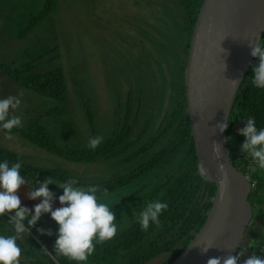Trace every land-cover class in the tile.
<instances>
[{"label":"trees","instance_id":"obj_1","mask_svg":"<svg viewBox=\"0 0 264 264\" xmlns=\"http://www.w3.org/2000/svg\"><path fill=\"white\" fill-rule=\"evenodd\" d=\"M174 1L180 15L178 26L182 58L171 109L162 117L158 127L148 134L154 116L147 113L140 119L139 106L132 114L133 98L129 91L124 105L117 99L113 124L110 130L101 134L95 122L91 93L88 89L79 88L76 106L79 104L77 108L90 127V133L84 142L72 115L65 70L60 61H57L60 52L56 50L60 46L49 44L48 38L58 41L60 35L53 33L46 37L48 41L34 40L38 36L39 26L43 29L51 25L52 18L49 17L56 16L60 1L0 0V49L5 44L6 36L23 40L24 43L20 53H12L9 63L4 59L5 56L0 55V70L18 85L19 90L24 92L25 89L38 95L35 106L24 103V116L21 119L23 126L12 129L11 134L24 140L25 144H33L63 158L65 162L87 164L111 160L120 167L110 177L92 179L73 174L71 169L64 168L59 162L50 166L37 165L2 145L0 162L7 160L11 166L12 163L21 161V175L35 187H39L38 181L50 176L53 183L48 187L57 198L63 194V190L56 184L70 178L77 180L78 187L99 186V202L106 197L113 200L114 193L151 171H165L162 180L141 195L142 201L129 206L124 212L120 209L131 202L143 188L134 190L109 206L116 213L117 233L105 242H94L95 251L85 262L73 261L54 253L57 238L55 232H58L59 225L51 218L50 213L42 214L36 225L30 229L25 221V227L32 234H16L13 225L8 221L10 216L6 213L0 216V235L19 236L17 243L22 249L20 264H57L55 260L60 264H149L151 261L154 264H169L202 226L212 202L215 185L198 172L184 84L189 40L202 0ZM53 59L54 63L48 64ZM256 63L258 58L254 57L236 93L225 131L230 161L245 174L252 185L249 192L252 218L241 239V242H246L243 249L247 251V257L255 252L264 259V169L257 168L256 172L249 170L252 161L250 156L240 151L245 137L238 131L245 126V119L248 117L255 119L258 129L264 128V89L251 83L252 65ZM74 83L80 85L76 80ZM0 130L7 132L2 128ZM96 136H102L103 142L92 150L88 147V142ZM157 200L167 203L168 208L160 215L159 226L150 222L148 230L144 231L139 223V214L149 202ZM118 210L120 211L117 213ZM9 213L14 215L13 212ZM37 228L51 229L52 235L42 234Z\"/></svg>","mask_w":264,"mask_h":264},{"label":"rangeland","instance_id":"obj_2","mask_svg":"<svg viewBox=\"0 0 264 264\" xmlns=\"http://www.w3.org/2000/svg\"><path fill=\"white\" fill-rule=\"evenodd\" d=\"M59 1L56 16L49 17L52 18L51 25L43 29L39 26L38 36H35L34 40L49 39L50 45L60 46L59 50H56L60 52L56 60L60 61L65 70L72 115L80 129L82 141L85 142L87 139L90 127L77 108L79 104L76 106L79 88L88 89L91 93L95 122L101 134L110 130L113 124L117 99L124 105L129 91L132 92L133 98L132 114L138 106L140 119H143L147 113L153 114L154 122L148 134L153 132L172 107V97L180 77L182 43L178 26L180 15L176 2L174 0ZM53 33L60 35L58 41L46 38ZM4 43L0 55L5 56L4 59L9 63L12 53H20L24 43L23 40L9 36H6ZM54 61L55 59L48 64ZM74 80L80 85L75 84ZM19 91L18 85L0 70V98L17 95ZM23 93L24 95L20 97L21 104L15 110V114L21 119L24 116V103L28 102L35 106L38 101V95L25 89ZM24 142L15 135L0 130V145L8 147L37 165L50 166L59 162L64 168L71 169L73 174L85 175L92 179L110 177L120 167L111 160L87 164L65 162L55 154ZM164 173L165 171H151L114 193L113 200L106 197L100 202L111 206L134 190L143 188L131 202L120 208L124 212L129 206L132 207L138 201H142L141 195L162 180ZM35 188L29 183L21 186L18 195L22 206L33 209V206L42 200V198L38 200L27 198V193ZM60 206L59 199L55 197L53 209ZM245 246L246 242L243 240L239 248L243 249ZM149 264H154V261Z\"/></svg>","mask_w":264,"mask_h":264},{"label":"water","instance_id":"obj_3","mask_svg":"<svg viewBox=\"0 0 264 264\" xmlns=\"http://www.w3.org/2000/svg\"><path fill=\"white\" fill-rule=\"evenodd\" d=\"M263 34L264 0H202L189 40L184 84L198 172L214 183L215 191L202 226L169 264H206L211 257L238 252L244 253L238 264L248 258L239 246L252 218V185L230 161L226 131L220 132L216 125L228 120L254 58L249 44L262 39ZM214 142L221 146L219 153L213 150ZM221 163L224 171L219 170ZM206 247L210 248L203 252Z\"/></svg>","mask_w":264,"mask_h":264},{"label":"clouds","instance_id":"obj_4","mask_svg":"<svg viewBox=\"0 0 264 264\" xmlns=\"http://www.w3.org/2000/svg\"><path fill=\"white\" fill-rule=\"evenodd\" d=\"M249 47L250 54L258 58V63L252 65L251 83L257 88L264 89V41L259 39L254 44H249ZM232 81L236 83L235 80ZM23 95V90H20L17 95L0 98V128L9 134L12 129L23 126L21 117L15 114V110L21 104L20 97ZM227 127L228 121L218 122L216 125L220 132L225 131ZM238 131L245 137L240 145V151L250 156L252 161L249 164V170L256 172L257 168L264 169V128L258 129L255 119L248 117L245 119V126ZM102 142V136L90 138L88 147L95 150ZM213 150L219 153L221 146L214 142ZM218 167L220 171H224L223 163ZM21 168V161L12 163L11 166L7 160L0 162V216H4L6 211L14 213L8 221L13 225L16 234L28 232L25 221L30 229L36 225L42 214L50 213L51 218L59 225L54 253L77 262L87 261L95 251V243L105 242L116 235L115 213L106 203L99 202L97 196V193L101 191L99 186L78 187L75 178L59 184L55 183L63 189V194L58 197L61 206L55 209H53L55 193L48 187L53 183L52 178L48 176L43 181H38L39 187L27 193L29 199L42 198L33 206V214V209L22 206L18 195L21 186L28 183L21 175ZM201 172L207 177L206 169L202 168ZM221 184H224L223 180ZM167 208L168 204L165 202L158 200L149 202L139 214L141 229L147 231L150 222L159 226V217ZM37 231L52 235L51 229L37 228ZM16 234L0 235V264H20L22 249L17 243L19 236ZM209 248L206 247L202 251L207 252ZM243 254L238 252L225 257H211L206 264H238ZM243 264H264V259L253 252L243 261Z\"/></svg>","mask_w":264,"mask_h":264}]
</instances>
